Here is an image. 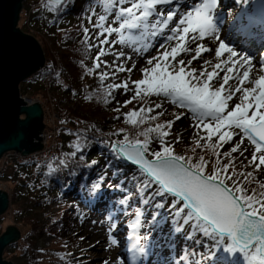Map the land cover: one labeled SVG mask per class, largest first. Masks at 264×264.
Masks as SVG:
<instances>
[{"label": "snow or ice", "instance_id": "6c2138e0", "mask_svg": "<svg viewBox=\"0 0 264 264\" xmlns=\"http://www.w3.org/2000/svg\"><path fill=\"white\" fill-rule=\"evenodd\" d=\"M115 2L120 7L112 13V24L118 26L106 27L107 17L100 15L94 25L99 29L95 37L99 43L89 45L90 48H97L98 57L109 55L114 57L112 60L96 63L95 67L100 69L101 82L109 75L104 68L115 65L113 72L117 69L123 71L117 60L132 59L126 51L118 49L112 52V48L117 45L134 46L137 40L149 34L152 37L159 36L163 41L157 48L159 54L146 58V64L151 67L137 69L143 73V78L132 82L135 88H129L127 82L110 84L108 87H123L125 93L135 92V95L124 102L125 105L138 97L143 98L146 94L170 98L172 104L187 110L185 118L191 116L197 127L203 126L206 136L202 139L211 141L215 134L216 140L221 144L229 141L234 143L230 152L223 153L229 158L228 163L221 165L217 159L212 174H206L204 156L194 158L176 154L167 142L168 133L163 131L164 125L142 131L140 135L145 137L143 141L139 139L131 141L125 136L123 140L104 142L115 159L132 166L131 173L125 179L132 183L133 190L124 187V181L115 186V190L123 193L118 200L120 207L124 208L135 197L138 209L151 207L156 210L151 217L153 222H157L162 210L166 213L162 219H171L174 226L172 231L175 234L188 229L185 239H195L198 248L191 250V256H185L182 250V254L175 258L171 257L169 250L168 264H186V261L188 264H212L217 258L218 250L231 254L229 264H264V183L259 184L260 191H257L256 187H243L245 181L250 184L253 182L254 171L264 168V75L255 80L248 79V70H244L242 74L229 75L232 72L231 64L235 63L234 58L238 53L221 40L222 19L216 12L218 0H115ZM104 3L108 8L112 6L113 0H104ZM128 3L129 7H123ZM184 5L186 7H182ZM255 23V18L249 16L247 23L237 27L236 33L241 43H247L252 39L251 29ZM261 24L264 26V20H261ZM125 29L139 30V34L133 36L129 31L126 37ZM84 32L87 34L88 29L85 28ZM205 37L211 38V41H219L218 47L215 48L217 58L221 56L222 51L228 53L227 59L223 61V64L228 65L222 69L225 73L223 77L215 71L197 73L196 68L190 67L193 60L200 58L203 45L199 42ZM172 41H176V44L168 51L167 46ZM189 45H196V56L187 61L178 58L182 53L190 51ZM105 46L108 47L107 51ZM152 47L155 45L146 44L143 49L132 47V51L144 56ZM160 49L164 50L161 52ZM204 63L207 64L208 61ZM245 63L250 64L247 57H241V67ZM260 67L264 71V61L260 62ZM215 68L220 69L221 65L216 64ZM230 80L238 83L231 85ZM245 82L253 84V87H242ZM217 83L219 87H216ZM142 88L144 92H141ZM237 93L241 95L237 96ZM234 97L239 102H235ZM229 101L234 102V107L228 104ZM160 106L156 105L157 108ZM136 115L137 110H133L125 114V119L130 124H143L145 121L143 116L139 121L132 119ZM176 118L181 119L180 116ZM171 123L168 122L167 126L170 127ZM123 131L120 129L113 135H120ZM150 132H155L156 135L148 138ZM237 139L239 142H236ZM245 139L254 146L251 150L247 144H243ZM154 141L158 150L151 147ZM197 143L199 144V141ZM77 151L81 153L80 158L83 159L84 149L77 146ZM238 151L242 157L248 152L252 171L237 173L233 166L232 172L229 173V166L233 164L232 154ZM76 154L72 153L73 156ZM96 163L92 161L88 166ZM108 166L110 167V164ZM104 179L106 176L99 177V182L93 185L97 198L101 196ZM144 214L143 210L134 213L136 223L130 225L133 229L141 228L140 217ZM116 219L109 216L111 221L109 233H116L119 227ZM141 232L144 239H151L150 235H144V229L141 228ZM110 241L112 245L122 247L118 233L111 235ZM201 245L203 251L199 250ZM139 252L141 256L134 264H148V257L151 255L148 249L140 248ZM119 255L123 258L120 264L127 261V256L123 252ZM102 264L109 262L105 260Z\"/></svg>", "mask_w": 264, "mask_h": 264}, {"label": "trees", "instance_id": "16d2710c", "mask_svg": "<svg viewBox=\"0 0 264 264\" xmlns=\"http://www.w3.org/2000/svg\"><path fill=\"white\" fill-rule=\"evenodd\" d=\"M106 9L111 7L106 8L104 0H66L63 4L44 0L42 8L34 11V19L37 20L36 25L38 24L34 36L45 51L46 66L34 75L28 86L22 87V94L31 97L48 96L43 83L50 76L56 77L58 83L53 88L52 95L60 108L62 129L57 157L51 164L29 160L13 163L10 171H6L8 167H5L0 173L1 178L12 184L14 194L12 199H15L16 204L14 218L24 227L20 228L22 232L20 243L16 241L10 246L20 249V257L25 258L22 264H44L42 253L45 251L38 250L37 243L46 233L57 235L60 245H57L60 249H53L56 251L50 254V261L59 264H83L84 261L75 263L81 259L74 258L70 247L72 244L63 236L65 227L70 224L68 222L70 217L65 215L67 211L72 210L74 199L79 196L83 199V188L88 189L91 184L99 182V177L104 176L106 179L103 183L108 179L110 182L115 179L114 183L124 181V186L133 190L132 183L125 179L131 173L132 167L122 160L115 159L107 150L105 140L99 139L105 136L119 140H123L125 136L129 140L144 139L145 137L140 133L148 128V125L128 123L124 117L118 115L119 107L115 95L103 85H94L96 72L88 63L89 45L95 20L100 12ZM28 15L29 12L25 9L21 14L20 28L29 34L30 28L29 31L26 30ZM85 28L88 29L87 34L84 32ZM45 37H48L49 44L44 41ZM141 116L143 115L139 112L133 120L139 121ZM154 118L159 124L172 120L170 112L166 110L158 112ZM120 129L124 130L123 133L113 135ZM174 131L176 130L173 129ZM77 146L84 149L83 159L80 158L81 153L77 151ZM215 151H207L205 154H215ZM73 152L77 154L73 156ZM196 152H189L192 153L190 156L196 157ZM232 158L233 164L230 166H234L237 172L251 171L235 153L232 154ZM92 161L97 163L89 167ZM32 169L37 170V179H34ZM208 171L211 172L209 169ZM259 176L260 171H254L253 182L250 184L245 181V183L247 182L248 187H256L257 191H260L259 184L264 181ZM25 186H27L26 191H24ZM59 200H63L61 205L64 206L66 201L69 202L68 206L63 208L64 212L56 214L52 210L49 211L48 209L53 208L54 203ZM136 205L137 200L134 197L125 207L137 211L139 209ZM144 209V212L148 213L146 218L150 229L160 227L166 230L172 224L170 218L162 219L163 215L166 216L162 210L157 222H153L151 217L156 210L151 207ZM193 242L194 244H190L187 250L190 256L191 250L198 248L195 239ZM199 250L203 251V246H199ZM223 253L218 250L217 258L212 264H229L227 259L231 254L222 256Z\"/></svg>", "mask_w": 264, "mask_h": 264}, {"label": "rangeland", "instance_id": "374dc122", "mask_svg": "<svg viewBox=\"0 0 264 264\" xmlns=\"http://www.w3.org/2000/svg\"><path fill=\"white\" fill-rule=\"evenodd\" d=\"M220 1V0H219ZM228 1V0H227ZM113 5H115V10H117L120 5L117 4L115 2V0L113 1ZM246 2H248V0H245V2L243 4H245ZM44 0H25L24 1V5H23V11L26 9V11L28 10L29 15L27 17V23L26 27H27V31H29L28 28H30V35H35L37 32V20L34 19V11L35 10H40L43 6ZM130 3L123 5V7H129ZM248 6V5H247ZM257 7L256 9H260L264 6V0H256V4H254L252 6V8H250L249 10L253 9V7ZM165 7H170V6H165ZM182 7H186V5L182 6ZM220 10L226 11L227 13L233 14L231 17L234 19L236 17V15L239 13V8L237 9L236 5L234 4L233 0H229V2L227 3V5L223 6ZM22 11V13H23ZM32 11V13H30ZM113 11V12H114ZM113 12H111L110 10H105L100 12V15H104L107 17V20L105 22V26H118V25H114L112 24V20H113ZM219 14V10L216 11ZM26 17V16H25ZM154 19V18H153ZM98 21V19L95 20V23ZM25 22V19H24ZM21 24V19L19 22V26ZM230 28H232V26H230ZM99 31V29H97L96 27L93 29V33H92V38H91V44H98L99 41L95 38L97 32ZM129 31L131 32V35L136 36L139 34V30H124V34L127 37L129 35ZM150 32V30H149ZM167 30H165V35H167ZM115 36V34H114ZM115 38L118 39V36H115ZM111 39V38H110ZM45 42H49L48 41V37H45L44 39ZM251 41V40H249ZM162 38L157 36V37H152L150 34L144 36L142 39L137 40L134 46H131L130 44L128 46H120L117 45L116 47L112 48L111 51L112 52H116L118 49L119 50H124L128 53V55H130L132 57V59H124V58H120L117 60V63L122 65L123 67V71L117 69L115 72H113V69L115 68V65H112L111 67H106L103 70L108 72L109 75L107 77H105L104 81L101 82L100 80V69H97L95 67L96 63L98 62H102L103 60H112L114 59L113 56L109 55L106 57H98L97 56V48L96 47H91L90 48V55H89V59H88V63L91 67H93L96 71L95 73V79H94V85L96 86H105L107 87L111 93H114L116 96V103L117 106L119 107V112L118 115L122 116L125 118V114L131 113L133 110H137L139 111L140 109H143L142 111V115L145 118V121L143 123V125H148V128L146 127V129L152 128V129H156L158 126L160 125H164L165 127L163 128L164 132L168 133V136L166 137L168 144L171 145L173 151L176 154H181V155H185L186 157L192 155L189 154V152H193V149H195L196 152V157L200 155H203L205 158V168L209 169L211 171L212 174V169L213 166H215V162L217 159L220 160L221 165L228 163V159L225 160V157L223 158V153L230 151L231 147L234 146V143L232 141H229L227 143H223L221 144V142L217 141L215 138V134H213V139L211 141H206L204 139H202V137L206 136V133L204 132L203 126L201 125L200 127L196 126V121L193 120L191 118V116H188L187 118H185V113H186V109L180 108L174 104L171 103L170 98H163V97H157L155 95L152 94H146L143 96V98H137L135 100H132L131 103H128L127 105L124 104V102L126 100H129L133 95H135V92L133 91H129L128 93L124 92L123 87L121 88H109L108 85H116V84H121V82H127V86L129 88L134 89L135 85L132 83L134 80L143 78V73L141 71H138L137 69L142 68L144 66L147 67H151L150 65L146 64V58H150L152 55H158L159 53H157V48L159 47V44L162 43ZM200 44L203 45V48L201 49V53H200V58H197L195 60H193V63L190 67H194L197 69V73H199L200 71H205V72H218L220 77H223L225 75L224 71L222 69H224L225 67H228V65L223 64V61L227 59L228 53L222 51L221 52V56L219 58H217L215 56V48H213V46H210L205 38L203 40H201L199 42ZM49 44V43H48ZM146 44H154L155 47L150 48L149 52L146 53L144 56H140L136 53H134L132 51V47H136V48H140L143 49V47ZM176 41H172L168 46V51L171 50L172 46H175ZM231 45V44H229ZM195 47L196 45H189L190 51L188 53H182L180 55V57L178 58H182L185 61H187L188 59H191L192 57L196 56V52H195ZM230 48H233L235 51H237L238 55L236 58H234L235 63L231 64L232 67V72L229 73V75H237V74H242V72L244 70H248L249 71V78L250 80H255L258 79L261 75H264V71L261 70L260 67V62L262 61V55L264 54V46L261 45L258 49V52L255 53V59H250L247 56V50H246V46H240V44H238L237 42L233 43L231 46H228ZM210 49L209 51H205L204 49ZM105 50H108V47L105 46ZM164 49H160V51L162 52ZM241 57H247V60L250 62L249 63H245L243 67H241ZM169 60H171V57H169ZM208 61L207 64H205L204 62ZM156 61L153 62V64H155ZM163 63V62H162ZM216 64H220L221 68L220 69H216L215 65ZM177 67H179V65H177ZM128 69H131L130 71ZM187 71V69H186ZM203 79V78H202ZM222 82V80L220 81ZM238 81L235 80H230L229 84L231 85H235L237 84ZM29 81L22 83V87H26L28 86ZM216 87H219V84H216ZM242 87H253V84L245 82ZM225 88H228V85L225 86ZM145 90L142 88L141 92H144ZM241 95V93H237V96ZM23 97H28L30 98L32 101H38L42 104L43 108H44V124H45V129H44V133H43V140L42 143L44 145L43 147V151H46L48 148L49 149H53L54 146L56 145L55 148H58V141L54 142L53 141V137H52V133L55 130L57 124L59 123V121L62 120H58L59 119V115H60V108L58 107L55 99L53 98V95H48V96H28V95H23ZM234 101L235 102H239L238 100L235 99L234 97ZM159 104L161 105L159 108L156 107V105ZM228 104L230 106L234 107V102L233 101H229ZM163 109H165L166 111L171 110L172 108H176L177 111H172L170 112V118L175 117L176 115H179L181 117V119H177L176 121V126L173 127V124L175 123L174 120H169L167 121L165 124H159L157 122H155L156 118L153 119L152 115L155 114L157 111H161ZM168 122H172L171 126L168 127ZM167 126V127H166ZM175 129L176 131H174L173 135L171 134V132H169V130H173ZM147 131V130H146ZM156 135L155 132H150L148 133V138H152ZM42 136V134H41ZM174 139L180 141V144L177 145V147L173 148V141ZM214 140V142H213ZM135 141V140H134ZM199 141V144L197 143ZM236 142H239V140L237 139ZM243 144H247L249 150H251L254 146L251 145V143L249 141H247L246 139L243 141ZM155 145L157 146V143L154 141L153 144L151 145V147L155 148ZM200 145H203V147H201ZM223 145V149L221 151H219L217 148H221ZM194 146V148H193ZM221 146V147H220ZM243 146V145H242ZM215 151V154L213 153H209V154H205L207 151ZM10 152L7 155L4 156V158L2 159V163L0 164V173L5 169V167H8L6 171H10L11 170V166H13V163L17 160H19L21 156L16 155L15 153ZM238 157H240L241 161L243 162L244 165H246L248 167V170L252 169V165L249 164V159L250 156L248 154V152H245V155L242 157L239 154V151L237 152ZM225 160V161H224ZM210 162H214V163H210ZM233 167L229 166V173L232 172ZM34 175V179L37 177V170L36 169H32ZM236 170V169H235ZM253 170V169H252ZM260 171V178H262V181H264V168H262ZM237 172V170H236ZM239 173V172H237ZM241 179H243V177H241ZM247 183V182H246ZM244 183L243 187L245 188H250L248 187V185ZM11 182L1 178L0 177V190H4L6 192H8L10 194V206L9 209L6 211V213L0 218V236L3 232H5V230H7V228L9 226H16L18 228L23 229V224L16 221L14 218V214L16 211V204H15V199L13 200V189L11 186ZM27 186L24 187V191H26ZM114 199V198H113ZM13 200V203H12ZM14 205V206H13ZM116 205H114L113 208H115ZM13 209H12V208ZM64 208L63 205H61L60 202H55L53 205V208H49L48 210H52L54 211L56 214L57 213H63L64 210H62ZM74 209V208H73ZM79 212L77 214H75V210H73V212L71 213V211H67L66 212V217L69 216L70 218L68 219V222L70 223L69 225H67L65 227V231H63V236L64 239L67 240L70 244H72L70 247L72 249V255L74 256V258H78V257H83L84 260H79L78 262H82V261H86L83 264H102L103 261L107 260L109 262V264H120V262L122 261V257L119 255L121 252H123L127 257V261L123 262V264H134V258L133 256L129 255L130 254V240L132 238V244L133 247L134 246H138V250L140 248H143V245L140 244V242H145V239L142 236V232L138 231V228L133 229L130 225L133 223H136V218L133 214L132 217H128L127 213H121L118 217H115V215H117V209H113L112 211H116V212H107L105 209L102 210V212L100 211H91L89 204L87 203H81V207L78 210ZM89 211V216L86 219H83L82 217L85 215L86 212ZM75 214V215H74ZM73 215V216H71ZM109 216L117 218L115 220L116 224L119 227H125V225H129L128 227H131V229H124L126 231H122L121 229H119V227L116 229V233H118V239L122 242V247H119L117 249H113V245L111 244L110 241V237L113 234L116 233H109L108 228L110 226L111 221L109 220ZM140 221H143V216L140 217ZM143 224V222H142ZM171 229L173 227H170ZM168 231H171L170 229ZM188 229H185L183 231V239H185V236L187 235ZM81 234V235H80ZM145 235V233H144ZM81 237H83L84 239H81ZM99 238V241H102V243H108L107 246L104 245L102 247V245L97 244V243H93L91 242V240L93 238ZM140 237V238H139ZM168 237H171V234H168ZM22 240V239H21ZM20 240V241H21ZM61 240V238H60ZM107 240V242H106ZM20 241L18 242V244L20 243ZM190 241V240H189ZM91 243V244H90ZM14 245V244H13ZM57 245H59V242L57 240V235L55 234H45L39 241V243H37V249L38 250H43L45 251V253H42V257L45 260L44 264H59L57 262L54 261H50V257H51V253H55V251H53L52 249H60V247H57ZM60 246V245H59ZM203 246V245H202ZM19 248H21L20 246H18ZM57 247V248H56ZM107 247V250H106ZM111 248V250H110ZM20 249H15L13 247H8L4 253H3V257L5 260L8 261H12L16 264H22L25 260V258L23 257V259L20 257L21 255V251H19ZM116 254V255H115ZM223 256L226 255V253L222 254ZM187 256V255H185ZM130 262H129V260ZM164 258V257H163ZM75 262V263H78ZM165 263H167V260L164 261ZM27 263V262H26ZM186 264H188V262L186 261Z\"/></svg>", "mask_w": 264, "mask_h": 264}, {"label": "water", "instance_id": "95a60500", "mask_svg": "<svg viewBox=\"0 0 264 264\" xmlns=\"http://www.w3.org/2000/svg\"><path fill=\"white\" fill-rule=\"evenodd\" d=\"M24 1L0 0V160L10 151L28 156L44 146L43 107L21 93V84L46 66L40 41L19 27ZM53 2L61 4L65 0ZM9 206L10 195L0 190V218ZM21 237L16 226L1 235L0 264H16L5 260L3 253Z\"/></svg>", "mask_w": 264, "mask_h": 264}, {"label": "bare ground", "instance_id": "6f19581e", "mask_svg": "<svg viewBox=\"0 0 264 264\" xmlns=\"http://www.w3.org/2000/svg\"><path fill=\"white\" fill-rule=\"evenodd\" d=\"M229 2V0H218V7L216 9L219 10V14L220 17L222 19V23L220 25V29H221V40L227 45V46H231L236 40H237V33H236V29L237 27L242 24V23H247L249 16H253L255 18L256 23L253 25L251 31H260L261 32V37L260 39H253L251 41H248L247 43H244L246 45V48L248 47V51H247V57L250 59H255V53L258 52V49L261 45H263V39H264V26H262L261 24V20H264V6L261 8V10L256 9L251 11V10H247L242 14H238L237 17H235L234 19L229 15V13H227L226 11L220 10L224 5L226 6L227 3ZM230 26H233L234 28L231 29ZM20 27V26H19ZM206 42L210 45L213 46V48L218 47L219 45V41H211V38L209 37H205ZM231 44V45H229ZM6 192V191H5ZM81 235V234H80ZM92 244L93 243H97L102 245V247L104 245L107 246L108 243H102V241H99V238H93L91 240ZM107 242V240H106ZM91 244V243H90ZM105 247V246H104ZM119 248L118 246H114L113 245V249H117ZM107 250V247H106ZM111 250V248H110ZM130 254L132 256L137 255V257L139 256L133 247V244L130 242ZM116 255V254H115Z\"/></svg>", "mask_w": 264, "mask_h": 264}]
</instances>
